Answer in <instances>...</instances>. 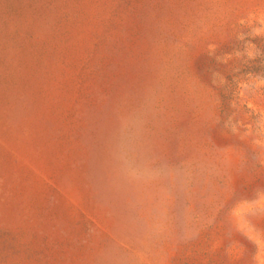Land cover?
I'll list each match as a JSON object with an SVG mask.
<instances>
[{
  "label": "rangeland",
  "instance_id": "1",
  "mask_svg": "<svg viewBox=\"0 0 264 264\" xmlns=\"http://www.w3.org/2000/svg\"><path fill=\"white\" fill-rule=\"evenodd\" d=\"M0 264H264V0H0Z\"/></svg>",
  "mask_w": 264,
  "mask_h": 264
}]
</instances>
